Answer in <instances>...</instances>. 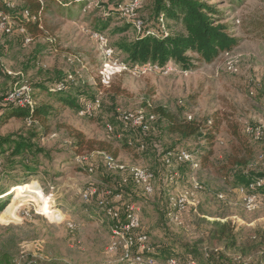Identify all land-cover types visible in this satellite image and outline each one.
<instances>
[{
  "label": "rangeland",
  "instance_id": "rangeland-1",
  "mask_svg": "<svg viewBox=\"0 0 264 264\" xmlns=\"http://www.w3.org/2000/svg\"><path fill=\"white\" fill-rule=\"evenodd\" d=\"M130 1L90 0L84 12L74 10L70 18L53 8L40 18L38 35L19 34L15 26L12 34L0 37V98L26 82L33 89L35 105L52 108L45 123L47 134L36 142L47 157L39 155L35 173L28 174L19 166L2 168L5 160H0V194L17 185H29L35 195L34 202L21 201L10 211L4 209L14 191L3 200L0 256L9 255L11 263L135 264L121 261L120 250L107 251L116 223L99 211L97 201L102 198L117 207L121 218L127 207L139 208L137 232L148 235L147 246L156 247L166 237L174 251L180 250L179 245L197 244L207 251L216 249L237 264H264V197L256 196L257 209L247 212L232 184L234 171L264 172V0H203L221 11V24L229 27L228 34L238 39V44L210 64L193 60L187 77L176 73L179 68L171 63L177 69L166 76L125 72L101 89L97 72L104 58L94 33L103 36L104 47L114 50L118 62L126 63L117 45L138 36L135 21L141 23V29L153 24L169 30L166 23L152 20V0H142L132 13L120 9ZM0 7L23 6L19 0H0ZM108 9L113 11L108 13ZM103 25H107L105 29ZM171 27L169 33L179 31L173 24ZM26 38L30 39L27 43ZM229 65L237 69L236 74L228 71ZM68 75L73 76L74 84L68 87H75L74 92L81 91L91 99L98 96L100 108L91 116L81 117L77 109L56 104L37 86ZM158 108L178 121L194 119L203 128L212 121L205 132L212 140L184 142L170 135ZM137 110L160 117L146 134L127 131L119 122V113ZM2 113L1 107L0 119ZM106 125L113 130L108 132ZM32 131L40 132L36 125L17 118L0 125L2 137ZM74 133L93 141L95 150L77 155ZM142 138L147 148L144 156L137 158L142 150L135 155L126 143ZM100 143L106 151L99 150ZM173 147L175 152L198 150L208 161L201 167L196 156L185 163H167L165 155L159 157L163 148ZM101 153L115 154L125 166L143 162L153 174L154 192L144 194L127 171H108ZM233 158L244 159L247 167H231ZM90 168L91 173L87 171ZM194 185L198 189L194 190ZM89 188L96 194L84 202L81 194ZM182 191L188 193L190 203L177 225L171 221L168 199ZM107 192L111 194L105 195ZM116 194L120 199L113 198ZM221 226L227 230L218 236ZM229 229L235 235L234 246ZM131 252L133 258L141 255L136 248ZM165 259L158 257L155 264H165Z\"/></svg>",
  "mask_w": 264,
  "mask_h": 264
},
{
  "label": "trees",
  "instance_id": "trees-1",
  "mask_svg": "<svg viewBox=\"0 0 264 264\" xmlns=\"http://www.w3.org/2000/svg\"><path fill=\"white\" fill-rule=\"evenodd\" d=\"M19 1L23 6L22 9H26L30 14L37 15L39 19L48 14L53 8L65 12L67 18H70L74 10L84 12L89 5L87 0ZM150 9L152 20L158 23L162 21V24L166 23L169 30H171V25L173 24L179 31L169 33V30H162L153 24L145 25L134 40L117 45L120 52L126 56V63L129 65L156 64L159 67H164L168 63H172L177 68L188 71L193 68V60L199 63L210 64L222 54L232 52L238 44V39L228 34L229 27L221 24V11L217 9L216 5L210 4L209 1L152 0ZM0 10L9 12L7 7H0ZM112 11L113 9H108V13ZM106 16H109V14H106ZM20 22L29 35L36 36L40 33L38 23L27 20H20ZM106 26L103 25L102 28L105 29ZM62 80L63 78H58L55 81L37 86L45 90L47 95L52 96L56 104L74 110L77 109L78 114L93 99L84 96V93L81 91L74 92L75 87H67L65 91L61 92H52V88ZM6 95L0 98V100L2 99V115L4 114L0 119V125L5 124L11 118H17L22 119L26 123L36 125L40 132L36 133L32 131L23 135L0 136V160H5L2 168L12 170L19 166L25 172L32 175L37 168L39 155L47 157L45 150L38 147L36 142L40 141L47 134L45 123L52 108L49 105H35L33 109H22L13 105H4L2 101ZM157 113L165 120L167 132L172 136H176L181 141L212 140V137L205 133L208 127L210 128L212 125V121L209 125L206 124V128H203L194 119L178 121L173 115L161 108L157 109ZM41 129H43L42 132ZM138 134L141 135L142 133L138 132ZM144 138L141 141L126 143V148L128 147L132 150L135 155L136 151L142 150L136 155L137 158L138 155L144 156L145 154L147 147L145 148L146 142ZM73 140V148L77 155L95 150L94 142L87 140L81 133H74ZM181 149L192 156H196L201 167L205 166V163L208 161V158L203 156L198 150ZM99 150L106 151L107 148L100 143ZM175 150H177L175 147L163 148L162 155H159V157L168 152H175ZM112 156L116 157L115 154ZM229 164L233 168L247 167V162L244 159L233 158ZM30 184L35 185V183ZM232 184L234 188L245 187L247 189L250 185H253L252 191L249 192L264 197V172L243 173L240 170L234 171ZM18 186L20 185L14 186L12 189ZM10 191L8 190L0 194V213L5 207L3 200L10 196ZM162 230L165 232L164 228ZM226 230L227 228L221 226L218 236H223ZM229 234L231 246H234L235 235L232 234L231 229H229ZM146 236L148 237L147 234ZM179 246L180 250L174 251V244L170 243L166 237H162L156 247H151L152 253L150 254V258L153 261H158V257H165V263L169 260H174L177 264H237L216 249L207 251L197 244ZM180 254L181 256H179ZM0 264H11L9 255L2 254L0 256ZM32 264L37 263L33 261Z\"/></svg>",
  "mask_w": 264,
  "mask_h": 264
},
{
  "label": "built area",
  "instance_id": "built-area-1",
  "mask_svg": "<svg viewBox=\"0 0 264 264\" xmlns=\"http://www.w3.org/2000/svg\"><path fill=\"white\" fill-rule=\"evenodd\" d=\"M41 1V0H38ZM90 2V0H87ZM142 0H131L129 3H125L123 6L126 13H132L134 8L141 3ZM120 6V5H119ZM9 7V6H8ZM10 8V7H9ZM13 10V11H10ZM117 12L118 11L116 9ZM20 20H27L31 22L38 23L40 19L37 15L30 14L26 9H9V12H4L0 10V37L3 35H10L13 33V30L16 26V32L19 34L28 35L26 29L21 24ZM162 22V21H160ZM135 28L138 33L141 32V23L139 21H135ZM93 39L99 43V47L102 50V55L104 58V63L102 67L97 72V81L99 87L101 89H107L110 86L112 78L120 73H131L133 76L145 75L148 73H155L161 76H166L171 72H175L177 69H173L171 67V63H168L164 67H159L154 64H136L129 65L128 63L118 62L117 59L114 58V50L108 49L104 47L105 39L99 33H94L92 35ZM30 39L26 38L25 43L29 42ZM227 54V53H226ZM228 71L236 74L237 69L233 65L228 66ZM176 73L183 77H187L189 72L186 70H176ZM74 84L73 76L68 75L64 80L57 83L53 88L52 92H61L65 91L66 88L70 85ZM4 105H13L22 109H33L35 107V101L32 97V89L26 82H22L21 84L15 85L6 95L3 100ZM100 108V101L98 96H94L93 100L87 103L78 113L79 116H91V114ZM160 117L157 114L146 113L143 110L137 111H127L119 113V122L121 126L127 131H138L142 134H146L151 129V126L159 121ZM190 119V118H188ZM106 129L108 132H111L113 129L110 125H106ZM104 166L108 171H117L124 172L127 171L130 175L133 183L141 189V191L150 195L154 192L153 189V174L151 171L144 166L143 162L132 164L130 166H125L118 162L112 155L107 153H101ZM195 157L188 154L187 152L180 150L178 152H168L165 154V160L167 163H171L170 161H175L177 163H185L189 162V160L194 159ZM88 172H92V169H88ZM193 189H198L197 185L193 186ZM253 185H250L249 188L238 187L236 191L238 195L241 197L244 208L247 212L255 211L258 207V203L256 201V194L252 191ZM96 194L94 189H87L81 194V198L84 202L91 201L92 197ZM110 192H107L105 195H110ZM114 199H120V195L116 194L113 197ZM221 199L222 196H219ZM190 203L189 195L187 192H178L176 195H172L168 199V206L170 211L172 212L171 221L175 224H181L180 215L186 210L187 205ZM97 207L99 211L103 213L104 216H110L113 218L116 225L114 226L113 231V241H111L110 245L107 247V251L109 253H115L120 250L121 257L120 260L123 262L132 261L135 264H155L150 258V254L152 253V248L147 246L148 237L145 233L137 232L140 229V218H139V208L135 205L127 207L126 213L123 218L120 217L119 211L117 207L110 206V204L105 199H98ZM133 248L137 249V252L141 255H137L133 258L131 250ZM11 264H31L30 261H19L17 263ZM165 264H177L174 260H169Z\"/></svg>",
  "mask_w": 264,
  "mask_h": 264
},
{
  "label": "bare ground",
  "instance_id": "bare-ground-1",
  "mask_svg": "<svg viewBox=\"0 0 264 264\" xmlns=\"http://www.w3.org/2000/svg\"><path fill=\"white\" fill-rule=\"evenodd\" d=\"M12 201L5 207L4 211L14 210L20 205V202H34L35 195L33 188L29 185L18 186L14 189Z\"/></svg>",
  "mask_w": 264,
  "mask_h": 264
}]
</instances>
